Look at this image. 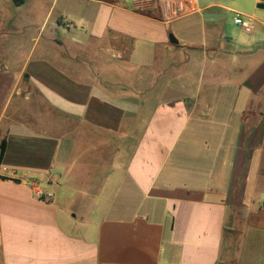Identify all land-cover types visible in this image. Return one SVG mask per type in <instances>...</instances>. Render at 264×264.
Instances as JSON below:
<instances>
[{
  "label": "crops",
  "instance_id": "crops-1",
  "mask_svg": "<svg viewBox=\"0 0 264 264\" xmlns=\"http://www.w3.org/2000/svg\"><path fill=\"white\" fill-rule=\"evenodd\" d=\"M258 4L0 0V264H264Z\"/></svg>",
  "mask_w": 264,
  "mask_h": 264
},
{
  "label": "built area",
  "instance_id": "built-area-1",
  "mask_svg": "<svg viewBox=\"0 0 264 264\" xmlns=\"http://www.w3.org/2000/svg\"><path fill=\"white\" fill-rule=\"evenodd\" d=\"M233 22L236 26H238L244 32H250L252 29V23L239 15H235L233 18ZM46 195L44 193H39V198L44 199Z\"/></svg>",
  "mask_w": 264,
  "mask_h": 264
},
{
  "label": "trees",
  "instance_id": "trees-1",
  "mask_svg": "<svg viewBox=\"0 0 264 264\" xmlns=\"http://www.w3.org/2000/svg\"><path fill=\"white\" fill-rule=\"evenodd\" d=\"M13 1L16 5H20L23 3L24 0H13ZM5 146H6L5 141H2L0 143V163H1L3 156H4V153H5Z\"/></svg>",
  "mask_w": 264,
  "mask_h": 264
},
{
  "label": "water",
  "instance_id": "water-1",
  "mask_svg": "<svg viewBox=\"0 0 264 264\" xmlns=\"http://www.w3.org/2000/svg\"><path fill=\"white\" fill-rule=\"evenodd\" d=\"M257 7L260 8V9H264V4H258ZM204 16L207 17V18H215V17H218L219 15H217V14H204ZM169 40L172 43H176V40L172 36H169Z\"/></svg>",
  "mask_w": 264,
  "mask_h": 264
},
{
  "label": "rangeland",
  "instance_id": "rangeland-1",
  "mask_svg": "<svg viewBox=\"0 0 264 264\" xmlns=\"http://www.w3.org/2000/svg\"><path fill=\"white\" fill-rule=\"evenodd\" d=\"M11 43H7V42H4V43H0V54H1V52L4 50V48H6V47H10L11 45H10Z\"/></svg>",
  "mask_w": 264,
  "mask_h": 264
}]
</instances>
